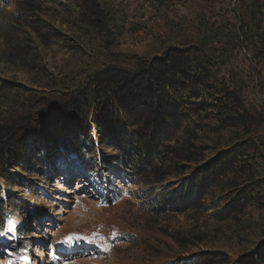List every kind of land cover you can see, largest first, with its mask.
Here are the masks:
<instances>
[{"label":"rangeland","instance_id":"rangeland-1","mask_svg":"<svg viewBox=\"0 0 264 264\" xmlns=\"http://www.w3.org/2000/svg\"><path fill=\"white\" fill-rule=\"evenodd\" d=\"M73 1L24 2L30 5L28 12H22L16 1L0 4V128L11 126L9 143L21 149H16L7 173L0 177L2 194L17 203L13 212L4 209L0 224L6 223V232H15L16 243L9 240L7 244V233L0 232V246L10 244V250L25 264H171V258L190 259L212 251H225L236 259L255 248L264 239V219L255 227L249 225V218L221 222L214 213L223 206L224 192L206 198L205 215L199 217L192 212L147 214L142 195L145 187L114 176L109 170L115 162L114 152L93 126L80 148L81 156L69 148L49 151L43 157L40 143L29 132L23 133L30 120L40 117L47 122L43 128L51 133L52 142L64 135L68 142L76 143L69 131L55 132L58 111L41 112L43 105L51 104L45 101L50 97V84L66 76L74 78L75 87L62 89L66 98L56 102L77 103L78 107L82 100L77 114L84 115L87 79L92 74L84 66L87 60L93 65L111 61L121 65V58L132 53L144 51L149 58L156 57L182 40L196 37L192 27L185 29L174 19L172 0H79L81 9L84 6L97 13L86 12L85 20L76 13ZM232 3L217 0L214 19V27L223 35L227 77L243 86L250 109H262L264 89L258 92L255 76L241 54L229 52L227 32L235 23ZM185 133L190 134L181 128L176 135L184 139ZM77 135L80 141V133ZM226 137L212 133L198 140L197 158L202 157L203 162L213 158L216 147H224ZM178 179L172 176L161 185ZM260 207L264 213V204ZM260 210L250 208L252 214ZM48 245L56 248L52 251ZM2 261L0 256V264ZM16 262L15 258L11 261Z\"/></svg>","mask_w":264,"mask_h":264},{"label":"trees","instance_id":"trees-1","mask_svg":"<svg viewBox=\"0 0 264 264\" xmlns=\"http://www.w3.org/2000/svg\"><path fill=\"white\" fill-rule=\"evenodd\" d=\"M9 1H16L22 12H28L30 5L24 2L34 0H0V4L6 6ZM77 1H73L76 13L85 20L86 12L92 11H86L84 6L81 9ZM172 2L178 8L174 10V19L185 29L192 27L191 34L196 37L184 39L156 57L149 58V53L144 51L132 53L121 58V65H115L114 61L93 65L87 60L84 66L92 74L87 79L84 115L77 114L82 109V100L78 107L77 103L56 102L60 97L66 98L62 89L75 87L74 78L66 76L50 84L47 95L50 97L45 101L51 104L43 105L41 112L58 111L55 132L69 131L77 144L68 142L64 135L52 142L51 133H45L43 128L47 122L40 117L30 120L23 133L29 132L40 143L43 157L49 151L69 148L81 156L80 148L85 146L84 139L93 126L107 148L114 152L115 162L109 169L114 176L145 187L142 189L144 209L150 216L192 212L199 217L205 215L204 200L224 192L223 206L214 216L223 223L249 218V225L255 227L264 219L260 210L264 204V103L262 109H250L243 86L227 77L223 35L214 27L217 0ZM231 11L235 23L227 32L229 52L237 50L241 54L255 76L258 92L262 93L264 0H233ZM79 117H83L81 121ZM10 128L6 125L0 128L8 132L0 133V177L7 173V165L16 149H20L9 143L13 137ZM181 128L190 133H185L184 139L176 135ZM77 133L81 135L80 141ZM212 133L227 135L225 144L216 147L214 157L203 162L202 157L197 158L198 140ZM196 162L203 163L191 167ZM172 176L180 179L167 182L165 187L161 185ZM15 202L10 195H3L0 187V215L4 209L13 212ZM252 207L260 212L252 214ZM3 228L2 221L0 232ZM170 263L264 264V239L236 259L225 251H212L190 259L171 258Z\"/></svg>","mask_w":264,"mask_h":264},{"label":"bare ground","instance_id":"bare-ground-1","mask_svg":"<svg viewBox=\"0 0 264 264\" xmlns=\"http://www.w3.org/2000/svg\"><path fill=\"white\" fill-rule=\"evenodd\" d=\"M64 187V186H63ZM48 247H50V249L53 251L54 248H56L55 246L53 247L52 245H48Z\"/></svg>","mask_w":264,"mask_h":264}]
</instances>
